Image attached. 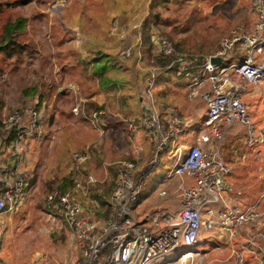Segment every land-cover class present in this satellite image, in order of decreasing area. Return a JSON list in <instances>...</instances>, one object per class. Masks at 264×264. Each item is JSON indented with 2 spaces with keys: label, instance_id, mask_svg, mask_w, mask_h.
Listing matches in <instances>:
<instances>
[{
  "label": "rangeland",
  "instance_id": "374dc122",
  "mask_svg": "<svg viewBox=\"0 0 264 264\" xmlns=\"http://www.w3.org/2000/svg\"><path fill=\"white\" fill-rule=\"evenodd\" d=\"M0 1L3 3L0 11V32L5 23L21 19V28L16 33L15 40L24 45L22 52L11 57L0 54V121L12 109L22 106L25 101L30 100V103L33 100L37 101L35 95L25 98L21 92L23 88L35 86V94L48 90L41 101L42 104L45 103V110L41 108L42 106L40 107L42 134L40 137L26 135L17 141L23 149V159L19 165L25 171L26 169L32 171L33 181L28 185L26 193L21 194L16 210L6 216H1L0 258L5 264H75L79 254L78 244L69 238L66 222L63 219L61 221L52 220L46 215L48 210L45 211L43 208L44 192L47 186L57 183L56 179L68 173L72 164V153L86 151V147L93 144L100 151L101 161L99 165L91 161L86 163L84 170L89 169L87 174L89 173L92 180L102 182L105 175L107 177L108 167L115 171L116 165L123 158L133 157L132 153L140 154L139 150L133 152V149L142 142L144 155L137 158L138 164L134 173V181L141 185L131 205L132 214L137 213L136 216H141L148 211H150L149 215L156 212L151 202H147L146 197V194L151 191V176L158 175L164 178L163 165L169 164L171 159L162 153L158 163L151 168L149 173H143L142 167L146 165L151 149L148 155L147 142L149 139L143 129V117L148 113V107H139L136 99V96L142 94L140 77L136 75L133 78V74L130 73H127V76L123 73L113 74L112 78L114 77L118 92L120 93L122 88L126 96L125 104L116 103L117 100L114 99L115 105L110 107L108 100L111 97L107 98L99 89L98 93L93 92L96 76L91 73L90 65L87 67V77L82 68L83 61H75L72 58L76 56L72 50H77L80 56L82 54L83 58L88 59L89 64L92 61L89 59L92 55L86 56L85 47L81 44L82 39L77 36L78 33L73 27L76 26L78 30H81L82 27L87 26L83 28L86 35L96 32L93 38H87L95 41L92 44L87 41L86 48L96 47L103 54L117 58L126 67L130 64L132 68L134 66L131 65L132 59H126L125 57L129 54L122 55V49L134 42L132 39H135L136 25L146 16L153 0H83L86 5L82 7V10L91 11L97 17L99 25H93L95 27L93 30L77 16L79 3L76 1L82 2V0ZM114 2H116V10L98 9ZM154 10H159L161 19L167 20V25L163 26L164 32L170 35L171 39L179 42V51L197 57L207 55L216 49L220 39L228 35L234 27L249 32L254 29V23L258 20L256 9L250 0H166L159 3V7ZM116 11L119 12L115 19H112L105 27L109 19L105 12L114 13ZM181 25L187 28L180 31L179 26ZM174 26L176 30H173ZM98 34L100 37H95ZM72 39L75 41L72 42ZM121 39L124 40L120 41ZM126 41L132 42L128 44ZM115 50L118 54L114 53ZM135 52L137 54V51ZM230 52L233 54V59L241 57L243 50L239 47V42L234 43ZM93 64L95 67L91 69L96 71V67L103 68L104 61L98 60ZM124 78L127 79V83H124ZM101 85L103 86V82ZM176 85L173 80L167 83L166 103L169 102L168 104L174 108L180 119L190 117L189 125L199 122L207 111L205 102L201 98L198 99L196 103L202 107L197 112L193 111L192 102L194 101L191 98L186 99L183 86ZM58 89H60L59 92ZM150 91V98L153 102L151 105L158 107L155 101L156 89L150 88ZM79 92L88 93L90 97H82ZM80 97L102 104L103 108L100 109V113H107L109 117L98 116L88 121L87 116L86 119L83 117L85 113H82L83 119L79 117L81 114H73L74 116L68 114L70 107L77 108ZM145 97L147 96L145 95L144 99ZM170 98L173 103L168 101ZM241 99L246 104L245 113L249 122L254 126V132L258 129L263 131L264 141V82L246 83ZM54 102L59 105L51 118V105ZM72 112L75 113L74 110ZM158 113L167 115L160 108ZM132 114H137V120H134ZM48 118L52 120L51 128L44 123L48 121ZM126 122L132 124V129L128 128ZM137 129L139 135L131 134ZM244 132L245 126L234 122L219 152L223 162L229 167V172L225 175V183L233 185L231 196H235L236 190L240 191L241 194L238 196L250 200L249 204L263 192L261 187L264 181L256 176L254 169L258 163L264 165V159L262 157V161H260L261 158L251 159L250 156H253V153L248 152L245 149V143L241 144V140H238V138L243 139ZM233 134H235L234 137H240L231 138ZM180 135H173V141L167 148L178 145ZM4 147L0 145V152L3 153ZM240 156L245 159L242 160ZM72 176L78 182V194L82 197L81 194L87 191L86 189L80 190L82 184L78 181L80 177L78 175L76 177V174ZM177 186L176 176L167 180L166 187L175 200L179 192ZM164 189L167 192V189ZM86 198L87 196H84L82 203L89 208ZM237 200L240 201L238 198ZM159 224H162L160 218L158 219ZM263 229L262 226L253 229V231L257 230L252 233L253 239L256 238L257 246L264 244L261 241L264 238L254 236H257L258 232L262 233L260 230ZM249 235H251V230L248 227L245 228L244 225L237 227V236L232 241L226 239V232H219L215 229L200 231L196 244L170 251L169 259L177 264L181 261L176 259L178 254L183 249H189L196 252H193L191 258L187 257L182 264H234L229 256L230 245L237 242L235 245L239 246ZM256 250L258 253V248L249 247L248 251L243 253L244 264H255L259 257L254 255Z\"/></svg>",
  "mask_w": 264,
  "mask_h": 264
},
{
  "label": "built area",
  "instance_id": "2783aa9c",
  "mask_svg": "<svg viewBox=\"0 0 264 264\" xmlns=\"http://www.w3.org/2000/svg\"><path fill=\"white\" fill-rule=\"evenodd\" d=\"M250 1L258 18L254 29L246 32L234 27L207 55L197 57L179 52L164 37H154L156 48L162 55L175 57L176 74L194 69L187 77V97L199 95L207 106L201 131L195 137L197 145L186 150L179 145L167 148L173 141V135L182 134L190 128L189 121L180 119L171 106L159 103H156L158 107L152 106L148 81L149 87L145 90L149 98L146 105L148 113L143 117V129L149 139L151 153L142 171H150L162 153L171 159V164L165 169V178H178V205L174 211L159 210L140 219L132 214L131 205L141 185L134 181L137 159L121 160L116 165L113 187L108 196L110 211L105 219H91L74 195L59 193L56 189L45 195L46 205L52 207L46 215L56 221L63 219L69 229V238L78 244L79 254L75 264H175L169 259V252L196 244L200 231L215 229L226 232V239L232 241L237 236L238 226L257 224L264 218V190L247 206L225 204V175L229 167L219 152L234 122L245 126L243 143L248 152L258 154L263 143L262 131L258 129L254 132V126L245 113L246 104L241 99L246 83L264 82V0ZM236 42H239L243 53L240 58L233 59L230 50ZM121 54L128 55L129 48L123 49ZM211 57H220V61L210 63ZM35 104L36 100H33L24 110L14 108L2 120L4 134H8L13 127L17 131L20 126L23 129L3 149L9 160L0 158V238L1 216L16 210L30 177L19 165L23 149L17 141L26 135L39 137L42 132ZM159 108L167 115L159 114ZM71 110L77 112L76 107H71ZM96 117L97 113L91 111L87 118L90 121ZM128 128L132 129V124L128 123ZM71 158L69 171L89 161L90 155L87 151L74 152ZM184 178H190L191 183L185 184ZM87 181L94 180L88 176ZM164 193V190L158 191L159 195ZM90 204L97 205L92 200ZM159 218L162 224L158 225ZM256 235L264 237V232ZM251 244H254L252 236L239 246L229 247V256L234 264H244L243 253ZM191 252L196 251L183 249L176 258L181 260L177 264H182ZM0 264H5L1 258ZM255 264H264V258L259 256Z\"/></svg>",
  "mask_w": 264,
  "mask_h": 264
},
{
  "label": "trees",
  "instance_id": "16d2710c",
  "mask_svg": "<svg viewBox=\"0 0 264 264\" xmlns=\"http://www.w3.org/2000/svg\"><path fill=\"white\" fill-rule=\"evenodd\" d=\"M166 0H153L152 3L149 5V11L146 14L145 17H143L136 25V34H135V39L132 41H134L132 44L130 45H126L124 47L125 48H129V55L126 56L125 58H129L128 60L132 59L131 65H134L132 68L129 64V67H126L123 65L122 61L119 62V60H117V58L112 57L108 54H103L98 48L96 47H89L86 48V44H83L82 47H85V52H87V56H90V54L92 55V57H89V59H91V63H88V59L83 58V55L77 51V50H72L73 54H75L77 58L73 57V59H75V61L79 60V61H83L84 66H82L83 70L86 72V76L87 75V67H89L90 65V70H92L91 73H93L96 76V79H94V85H93V92L94 93H98L99 90L103 91L104 94L106 95V97H111V99L108 100V103L110 104V107H113L115 105L114 99L117 100L116 103L119 104H125L124 102V98H125V93L122 92V88L120 93L118 92V89L116 88V83L114 82V77L112 78L113 74L116 73H123L125 74V76H127V73L133 74V78L136 75H139L140 77V86H141V91L142 94L145 96H147L146 94V89L151 86V88L157 89L160 87L159 92H160V96L164 97L165 96V90L167 89V83L171 80L175 81V83L177 85H182L183 84V80H185V84L187 81V77L194 71V69H188L186 71H181L179 74L176 75V70H177V62L175 60L174 56L171 55H162L158 49L156 48V43L154 42V37L156 36H162L165 39H167L171 45L178 51L180 50L179 47V42L175 41L173 38L171 39L170 35L165 34L163 26L167 25V20L166 19H161V17L159 16V10H154L157 7H159V3H163ZM83 4V6L81 5ZM115 4L111 3V5H106V6H102L104 11H106L107 8H111V9H115ZM86 5V3H85ZM84 2L82 0V2H80L77 5V16L81 19L84 20V22L86 20H92L94 23L97 22V17H95L93 15V13L91 11H87V10H82V7L85 6ZM3 6L2 1H0V11H1V7ZM101 7V8H102ZM98 8V9H101ZM115 13V14H114ZM114 13H108L105 12V15L109 18L107 21V24H110V21L112 19H115L116 14L118 13L117 11ZM21 24H22V20L21 19H15L13 22H7L5 23L1 28V32H0V54H4L6 57H11L17 53H20L23 51V44H19L16 40H15V35L16 33L20 30L21 28ZM185 28H187L185 25H181L179 26V30L183 31ZM82 30V29H81ZM173 30H176V26L173 27ZM72 38H74V36H72ZM138 39V40H136ZM124 39H121L120 41H123ZM129 41V42H132ZM128 44L129 42L126 41ZM112 50V48H111ZM123 50V49H122ZM137 51V54L136 52ZM179 52H183V51H179ZM114 53L118 54V51L115 50ZM121 57V56H120ZM139 57V58H137ZM232 58V57H231ZM231 58H228L229 61L231 60ZM98 60H103L104 61V66H102L103 68H99L96 67L95 69H97L96 71L91 69L92 67H95L93 62H96ZM129 71V72H128ZM92 78V77H90ZM127 79L124 78V83H127L126 81ZM107 81V83H106ZM148 81L150 82L149 86H148ZM101 82H103V86L101 85ZM157 86V87H156ZM156 87V88H155ZM135 87H133L134 89ZM99 89V90H98ZM156 90V91H157ZM60 90H58L59 92ZM22 95L26 98L28 96L31 95H35L37 98L36 104L34 105V108L39 111V117L38 119L40 120L41 117V110L40 107L43 105L42 104V99L43 97H45V94L48 93L47 91H43L39 94H35L36 89L35 86H31V87H25L21 90ZM45 92V93H44ZM82 97H90V94L88 93H84L82 94L81 92H79ZM92 94V93H91ZM140 95L139 97H141L143 101H139L137 102L139 107H143L144 104L146 105V102L148 104V96L145 97L144 100V96ZM83 99L80 100V103L77 105V112L73 113L71 110V107L68 111V114H71L72 116L77 115V114H81V116H79L81 119L82 118V113H85L83 115L84 119H86V116L88 117L89 113L91 111H94L97 113V116H107V113H98L100 112V109L103 108L102 104H97L95 101H91L88 99ZM137 99V96H136ZM138 101V100H137ZM145 101V103H144ZM160 104L163 106H170V104L166 103V101H161L159 100ZM143 104V106H142ZM59 103L54 102L51 105V118L53 117V114L55 113V111L58 108ZM28 106H30V100L25 101L23 103L22 106H19L20 109L24 110L26 109ZM81 106V109H80ZM79 107V109H78ZM45 108V106H44ZM80 110V112H79ZM82 111V112H81ZM62 112H64L62 110ZM66 114V112H64ZM74 114V115H73ZM136 116V114L134 115ZM136 118V117H134ZM87 120L89 121V119L87 118ZM51 121L50 118H48V121H44L45 124H47L49 127L51 125ZM40 123H42V121L40 120ZM2 121H0V143L5 146L3 149L5 150L7 148V145L13 141L14 137L23 129L22 126H20L18 128V131L16 128H12L9 130V133L4 134L2 131ZM42 134V132H41ZM40 134V135H41ZM40 137V136H39ZM0 144V145H1ZM86 151L89 153L90 155V159L89 161L82 163L79 167H77L76 169H72V171H68V173L64 174L60 179H56L57 183L55 184H50L49 186H47L45 192H44V204H43V208L45 209V211H49L52 209L51 206H47L45 203V195L52 189H56L59 193H68L71 195H74L79 201L80 203L83 205V201H84V196H87L86 200L88 199V207L84 206L86 208V210L88 211L89 217L91 219L94 220H102L105 219L110 211V207H109V203H108V196L109 193L113 187V183H114V178H115V171L111 168L108 167V173H107V177L105 175L104 180L102 182H98V181H92V182H88L87 181V177L89 176L87 174L88 170H84V166L87 165L86 163H90L91 162H95L97 165H99V162L101 161L100 159V154H99V150H97L93 144H89L88 147H86ZM257 155V154H256ZM0 158L2 160H7V156L0 152ZM130 158V157H129ZM26 172L29 173L30 177L28 178L22 193H26L27 189L29 188L28 185L30 183H32L33 181V173L30 170L26 169ZM73 174H76L80 177L78 178L79 182H80V190L82 189H86V193L84 192H80L83 193L81 194L82 197L80 196L79 191H78V182L75 181V179L73 178ZM28 187V188H27ZM84 195V196H83ZM95 201L96 202V206H93L90 204V201ZM2 236V234H1ZM0 244H1V238H0ZM262 255L261 257L264 258V254H260Z\"/></svg>",
  "mask_w": 264,
  "mask_h": 264
},
{
  "label": "crops",
  "instance_id": "0c3cea01",
  "mask_svg": "<svg viewBox=\"0 0 264 264\" xmlns=\"http://www.w3.org/2000/svg\"><path fill=\"white\" fill-rule=\"evenodd\" d=\"M81 2V1H80ZM80 2H77L76 1V3H80ZM103 8V7H102ZM101 8V9H102ZM124 11V10H123ZM78 12V10L76 11V13ZM117 12H119V11H117ZM84 23H86L87 25H89V26H91L92 27V30L95 28L93 25H99V24H97V22H93L92 20H86ZM113 25H114V23H112ZM109 24H107L106 23V25H105V27H107ZM74 25H72V27H73ZM87 27V26H86ZM86 27H82V30H78V28L75 26V27H73V28H75L76 29V32L78 33L77 34V36L78 37H80L81 39H82V41H81V44L83 45V44H85V43H87V41L88 42H91V44L93 43V41H95L94 39H90V40H88L87 38L89 37V38H93L94 36H93V34L94 33H96V32H93V33H91L90 35H86L85 33H84V30H83V28H86ZM75 32V31H74ZM98 33V32H97ZM95 37H100V35L98 34L97 36H95ZM73 41H75L74 39H72V42ZM86 56H87V53H86ZM177 75V74H176ZM187 83V82H186ZM176 86H183V90H184V94H185V91H186V84H185V80H183V84L182 85H176ZM157 87V86H156ZM155 87V88H156ZM58 90H60V89H58ZM157 90V89H156ZM161 92V91H160ZM160 92H159V88H158V90L156 91V93H155V101H156V103H159L160 104V102H159V100H163V101H166L167 100V91H165V96L164 97H162V96H160ZM185 97H186V99H190V98H188L187 97V94H185L184 95ZM79 99H81V97L79 98ZM142 98L141 97H137V102H139V101H143V100H141ZM198 99H200V97H199V95H196V96H193V97H191V100H193L194 102H192V104H193V111H195V112H197L201 107H202V105H200L199 103H196L197 102V100ZM82 100V99H81ZM145 100V99H144ZM203 100V99H202ZM78 101V100H77ZM146 101V100H145ZM145 101H144V103H145ZM168 101H170V102H172V100H171V98H170V100H168ZM167 101V102H168ZM169 103V102H168ZM173 103V102H172ZM75 104H78V103H75ZM123 105V104H122ZM146 105H147V102H146ZM145 104H144V106H146ZM44 106H45V103L43 102V105H42V107L41 108H44ZM142 106H143V104H142ZM44 110H45V108H44ZM135 114H132V116H134ZM192 115V114H191ZM205 115V114H204ZM203 115V116H204ZM203 116L201 117V120L199 121V122H197V123H194L193 125H190V128L188 129V128H186V131L184 132V133H182L180 136L181 137H179V141H178V145L180 146V148H182L183 150H186V149H188L190 146H193V145H197V143H196V141H195V137L200 133V131H201V129H200V127H201V122H202V118H203ZM109 116H107L106 118H108ZM134 117H136V118H134V120H137V118H138V116H137V114H136V116H134ZM187 117V116H186ZM185 119H188V121L191 123V121H190V117H187V118H185ZM128 123H130V122H126L125 124L126 125H128ZM131 124V123H130ZM52 127V121H51V125H50V127L49 128H51ZM245 131H246V129H245ZM131 134H133V135H139L138 134V129H137V131L136 130H134L133 131V133L131 132ZM244 134H245V132H244ZM235 136V134H233V135H231V138L232 137H234ZM262 136H263V131H262ZM236 137H240V136H236ZM236 137H234V138H236ZM243 138H244V135L242 136ZM238 140H241V144H242V142H243V139L242 138H238ZM262 140H263V137H262ZM264 142V141H263ZM147 144H148V147H147V150H148V155H149V151H150V145H149V142H147ZM136 150H139L140 151V154H138V155H136L137 153H132L134 156L133 157H128V158H123V160H126V159H137V158H139V157H142V155H144L143 153H144V151L145 150H143L142 149V142H141V144H139V146H136V147H134V149H133V152L134 151H136ZM259 153L256 155V154H252L253 156H250L251 157V159L252 158H263L264 159V143H262L260 146H259ZM240 158L242 159V160H244L245 159V157H243V156H240ZM262 158H261V160L260 161H262ZM142 159V158H141ZM171 164V162L169 163V164H164L163 165V168H164V170L166 169V168H168L169 166H167V165H170ZM252 165V164H251ZM151 170V169H150ZM255 171H256V176L259 178V179H261V181H264V165H260L259 163L258 164H256V167H255V169H254ZM149 173V171H147L145 174H148ZM167 180H169V179H167V178H161V177H159L158 175H152L151 176V191H149L147 194H146V197L148 198L147 200V202H151V204H152V208H154L156 211H158V210H165V211H167V212H172V211H174L175 209H176V207H177V205H178V197H177V200H175V198H174V196L171 194V192H169L168 191V189H167V187H166V185H167ZM184 182H185V184H190L191 183V179L190 178H184ZM226 184V188H225V193H224V195H223V197H224V201H225V204H227V205H238V206H240V207H244V206H247L248 205V202L250 201V200H247V199H245L244 197H242V196H238V195H240L241 193H240V191H237L236 190V192H235V196H231L232 195V188H233V185H231L230 183H228V182H226L225 183ZM261 185V184H260ZM164 188H166L167 189V192H166V190L164 189ZM261 189H263L264 190V184H263V186L261 187ZM159 190H164L165 191V193H164V195H159L158 194V191ZM227 192H228V194H227ZM237 198L238 199H240V201H238L237 200ZM149 212L150 211H148V212H146V213H143V215L141 214V216H136V214L134 213V215H135V217L136 218H142L144 215H148L149 214ZM4 216H6V215H4ZM261 222V223H260ZM258 223H260V224H258ZM257 224H253V225H248V224H243L244 226H245V228L246 227H248L250 230H251V235H249V236H247V237H250V236H252V242H254V244L252 245H249V247H251V248H253V249H255L256 247L257 248H259L258 249V253H257V250L254 252V255H256V256H262V255H260L261 253L262 254H264V244L262 245V246H257L256 245V243H255V240H256V238H255V240L253 239V235H252V233H255L256 231H253V229L254 228H257L258 226H262V227H264V218L263 219H261L259 222H258ZM66 228H67V225H66ZM67 230H68V228H67ZM261 232H264V229L263 230H260ZM254 237H258V236H254ZM261 238H264V237H261ZM261 241L262 242H264V240H262L261 239ZM234 242H236V241H234ZM233 242V243H234ZM235 244H237V242L235 243ZM234 244V245H235ZM232 245V244H231ZM230 245V246H231ZM233 245V246H234ZM236 246V245H235ZM78 252H79V249H78Z\"/></svg>",
  "mask_w": 264,
  "mask_h": 264
},
{
  "label": "water",
  "instance_id": "95a60500",
  "mask_svg": "<svg viewBox=\"0 0 264 264\" xmlns=\"http://www.w3.org/2000/svg\"><path fill=\"white\" fill-rule=\"evenodd\" d=\"M209 61H210V63H216V62L220 61V57H211L209 59Z\"/></svg>",
  "mask_w": 264,
  "mask_h": 264
},
{
  "label": "bare ground",
  "instance_id": "6f19581e",
  "mask_svg": "<svg viewBox=\"0 0 264 264\" xmlns=\"http://www.w3.org/2000/svg\"><path fill=\"white\" fill-rule=\"evenodd\" d=\"M194 253L193 252H191V255H190V258L192 257V255H193Z\"/></svg>",
  "mask_w": 264,
  "mask_h": 264
}]
</instances>
